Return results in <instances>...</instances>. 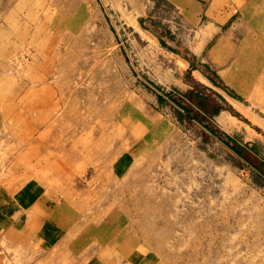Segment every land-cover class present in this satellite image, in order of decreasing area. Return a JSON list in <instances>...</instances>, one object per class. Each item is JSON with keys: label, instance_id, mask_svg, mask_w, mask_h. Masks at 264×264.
<instances>
[{"label": "rangeland", "instance_id": "rangeland-1", "mask_svg": "<svg viewBox=\"0 0 264 264\" xmlns=\"http://www.w3.org/2000/svg\"><path fill=\"white\" fill-rule=\"evenodd\" d=\"M172 1L0 0V264H264V0Z\"/></svg>", "mask_w": 264, "mask_h": 264}, {"label": "trees", "instance_id": "trees-1", "mask_svg": "<svg viewBox=\"0 0 264 264\" xmlns=\"http://www.w3.org/2000/svg\"><path fill=\"white\" fill-rule=\"evenodd\" d=\"M221 139V141L226 145V146H229V148L235 153V154H237V155H241V153H240V150H239V148L238 147H236V146H230V144H231V140H224L223 138H220Z\"/></svg>", "mask_w": 264, "mask_h": 264}, {"label": "bare ground", "instance_id": "bare-ground-1", "mask_svg": "<svg viewBox=\"0 0 264 264\" xmlns=\"http://www.w3.org/2000/svg\"><path fill=\"white\" fill-rule=\"evenodd\" d=\"M19 7H21V5H20ZM16 10H17V9H16ZM37 22H38V21H37ZM235 55H236V54H235ZM57 104L59 105V103H57ZM38 107H42V103H39V104H38ZM226 121H227V120H226ZM228 121H229V123H230L231 120H228ZM232 121H235V120L232 119ZM227 123H228V122H227ZM227 123H225V125H226ZM233 123H234V122H233ZM233 123H232V124H233ZM234 124H235V123H234ZM234 124H233V125H234ZM220 126H221V125H220ZM228 129H229V126H228ZM230 130H231V126H230ZM227 131H228V130H227ZM28 140H31V138H29ZM32 144H33L34 148H35V147H39V146L36 145V142H33ZM60 168H61V167H60Z\"/></svg>", "mask_w": 264, "mask_h": 264}, {"label": "crops", "instance_id": "crops-1", "mask_svg": "<svg viewBox=\"0 0 264 264\" xmlns=\"http://www.w3.org/2000/svg\"><path fill=\"white\" fill-rule=\"evenodd\" d=\"M171 1H172V0H171ZM172 2H173V1H172ZM174 3L177 5V0H176V2H174ZM213 32H214L213 34H215L216 31H213ZM210 34H211V31H210ZM222 36H223V35H222ZM201 38H203V39L205 40V41H204V40L202 39L204 42H207V40H208V39H206L207 37H204L203 35L201 36ZM220 38H221V37H220ZM220 38H219V39H220ZM204 42H203V43H204Z\"/></svg>", "mask_w": 264, "mask_h": 264}]
</instances>
